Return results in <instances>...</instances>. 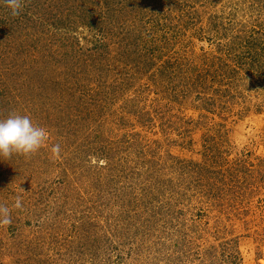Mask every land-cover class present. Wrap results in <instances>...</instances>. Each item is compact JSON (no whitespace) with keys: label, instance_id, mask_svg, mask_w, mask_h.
Instances as JSON below:
<instances>
[{"label":"rangeland","instance_id":"rangeland-1","mask_svg":"<svg viewBox=\"0 0 264 264\" xmlns=\"http://www.w3.org/2000/svg\"><path fill=\"white\" fill-rule=\"evenodd\" d=\"M264 0H0V264H263Z\"/></svg>","mask_w":264,"mask_h":264},{"label":"bare ground","instance_id":"bare-ground-1","mask_svg":"<svg viewBox=\"0 0 264 264\" xmlns=\"http://www.w3.org/2000/svg\"><path fill=\"white\" fill-rule=\"evenodd\" d=\"M264 264V263H263Z\"/></svg>","mask_w":264,"mask_h":264}]
</instances>
